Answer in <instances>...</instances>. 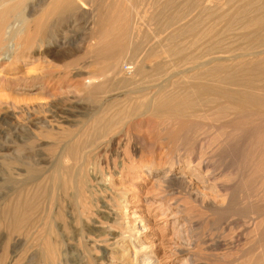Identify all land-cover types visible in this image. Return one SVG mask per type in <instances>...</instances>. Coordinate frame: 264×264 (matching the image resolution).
<instances>
[{"label": "rangeland", "instance_id": "1", "mask_svg": "<svg viewBox=\"0 0 264 264\" xmlns=\"http://www.w3.org/2000/svg\"><path fill=\"white\" fill-rule=\"evenodd\" d=\"M143 1L116 0L115 2L114 0L112 3L117 5L116 7L122 5L121 8L125 4L124 7L127 10L124 7L117 8V12L122 15H125L123 14L125 12V16L132 13L130 17L135 16L132 18H136L137 29L142 28L143 32L145 31L143 35L146 36L144 37L158 38L162 36L159 24L154 26L149 19L146 21L153 13L151 7L154 1ZM49 2L51 0H25L20 13L11 18V29L8 32L17 34L22 31L26 22L39 16ZM98 5V1L91 3L90 10H92L87 11L89 15H84L87 12L78 6L79 8L73 13L61 14L52 18L50 20L52 26L48 34L50 37L47 36L40 50L43 59L41 58L42 61L39 63L29 60L28 67L21 63L17 66L8 63L0 65L1 69L8 68L9 72V74L5 73V77H0V262L2 264H47L43 256L45 247L39 236V230L42 227V213L45 212L43 209L46 207L41 208L44 201L42 200L43 203H41V200L39 201L41 198L37 197V202L40 203L36 205H42L37 206L33 213V221L36 219L35 226L38 224L35 229L24 226L25 228L15 232L11 228L10 220L5 216L8 204L4 196L8 195L7 193H10L13 187L9 181L12 178V171H16V167L25 169L28 172L23 177L27 175V181L30 183L38 182V172L32 173L31 170L49 167L47 162L48 159L52 161V150L54 149L50 146L53 140L48 139L49 136L60 138L62 133L69 134L78 131L85 133L88 127H90L88 131H91L96 118L101 120L107 118L108 121L111 119L115 123L129 121L123 117L127 105L125 104L127 102L122 100L124 97L115 102L105 103L103 101V104H98L89 97L88 93H85L89 86L87 81L92 78L94 84L105 83L106 91L124 95L123 87L118 82H114L113 85L104 80H94L93 77L101 75V65L94 63L89 55H84L89 44H95L90 39L93 33L92 23L96 22V6ZM127 5L133 8L131 10L128 7L132 12L128 10ZM143 16L144 18L140 19ZM138 17H140V25ZM11 40V38L8 40V45H10L1 51L8 53L6 57L13 50L12 44L15 45V42ZM70 52L73 57L62 59ZM130 57L127 55L121 61V73L122 71L133 72L135 61ZM33 63L37 64L34 66ZM37 69L42 72L40 79L34 72ZM101 77L115 76L107 73ZM33 82L43 83L42 85L48 88L47 92L39 93V91L28 89L31 88ZM119 101L121 108L117 103ZM94 116H96L95 120ZM134 123L138 130L121 143L119 157H113L111 154L105 155L108 158L104 157L108 161V166L104 164L99 169L104 175L110 172L112 175L109 177L110 182L101 185L95 179L100 174L94 167L96 160L91 162L92 166L88 168L87 179L89 181L90 178L93 182L89 181L92 198L90 193L86 195L88 211L84 222L82 221L83 224L74 226L67 216L63 223L56 220V227L61 223L71 231L65 230L66 234L63 232L56 237L58 230H55L53 235V239L61 248L59 262L87 264V259L91 257L96 259L97 264H144L145 256L137 254L138 259L134 251L128 263L121 260L120 254H117L118 250L115 251L116 253L113 252L116 255L105 251V249L110 250L108 247L112 243L108 242L105 231L101 234L87 231L94 224L107 229L110 225L109 215L112 217L117 215L122 222V215L119 216L122 212L130 215L129 218H133V212H135L138 215H134V218L140 216L143 219L144 229L141 240L145 247L151 248V252L157 253L158 264H246L251 263L253 258L261 254L264 217L259 219L256 215V220L253 213L257 210L259 211L257 214L264 212V191L260 190L259 185L257 186L258 176L261 177L263 173L259 165H264V134L262 136L257 134L255 140H252L251 136L248 138L242 135L244 139L240 136L239 140L233 143L225 138L214 142L213 136L204 130L205 121H194V123L192 121L189 125L190 129L186 127L187 130L185 128V131L174 139L171 133L176 127L170 126L169 132L168 130L161 132L163 127H160V124L158 125L153 119L137 120ZM255 125L243 126L241 130L254 131ZM19 148L25 151L22 156L16 153ZM132 149H136L134 155ZM150 152L154 154L153 159ZM120 156L125 159L128 157L127 159H131L132 163L123 168ZM21 161L25 162L22 164ZM203 163L209 168L204 169ZM148 167L154 168V172L149 173ZM168 173L171 176L169 177L170 182L165 183L163 179ZM9 176H11L10 179ZM251 179L254 180L252 184L249 183ZM64 205L67 206L66 203H63ZM123 206H127L126 211L123 210ZM54 209L51 212L55 220L57 212L56 208ZM251 217H254L253 220ZM114 230L121 231L119 227H115ZM152 246L156 249L154 250Z\"/></svg>", "mask_w": 264, "mask_h": 264}, {"label": "bare ground", "instance_id": "2", "mask_svg": "<svg viewBox=\"0 0 264 264\" xmlns=\"http://www.w3.org/2000/svg\"><path fill=\"white\" fill-rule=\"evenodd\" d=\"M96 1L99 5L96 6V22L92 23L94 26L92 25L93 33L90 39L95 44L86 46L84 55H89L94 63L101 65L100 77H93V79L104 80V82L113 83V85L114 82H118L123 87L124 95H116L113 91H106L104 89L105 83L94 84L92 78L87 81L89 86L85 93H88L89 97L98 104H103V101L105 103L115 102V100L124 97L122 100L127 102L125 103L127 105L124 109L125 112L123 111L125 113L123 117L129 121L125 122L126 120H124V122L115 123L111 119L108 121L107 118L101 120L96 118L98 113L94 116V120L95 118L96 120L94 123L92 122L91 131H88L90 128L88 127V132L85 130V133L80 131L71 132L72 134L62 133L60 138L49 136L48 139L53 140L50 146L54 148L52 161L48 159L47 162L49 167L40 170L36 167L38 171L31 170L32 173L38 172L39 181L28 182L27 175L23 177L28 171L16 167V171H12L11 179L9 176V181L13 187L10 189V193L4 196V200L8 204L5 216L10 220L12 227L9 226L15 232L24 226L35 229L38 224L35 226L34 221L36 219L33 221V213L37 206L42 205H36V203H43L44 201L41 208L46 207L43 209L45 212L42 213V227L39 230V236L45 247L43 256L47 264L63 263L59 262L61 260L59 254L61 248L53 239V235L55 230H58L56 237H59L65 230L70 231V229H66V225L61 224L65 222L64 218L67 216L74 226L77 224L79 226L80 223L83 224L82 221L87 215L86 195L92 189H89L91 179L89 178L88 181L87 171L89 166H92L91 162L96 160L94 167L98 169V172L101 165L108 166V158L105 155L111 154L113 157H119L121 143L138 130L135 121L153 119L158 125L160 124V127H163L161 132H166L168 128L170 130V126L176 127L175 130L172 129V133L170 132L174 139H177L186 127L189 128L192 121L193 123L194 121H205L204 130L213 136L214 142L225 138L233 143L239 140L238 138L242 135L248 138L251 136L250 138L253 140L258 136L257 134L261 136L264 134V0H153L151 7L153 13L150 14L149 18L146 17V21L149 19L154 26L159 24L162 36H158V38H154V36L153 38L144 37L146 36L143 35L145 31L143 32L142 28L137 29L136 18H132L135 16L130 17L132 13L129 14L128 12L129 15L127 16H125V12H123L125 15L117 12V8H121L122 5L116 7L117 5L112 3L114 0ZM96 1L51 0L48 6L45 5L44 10H41L39 16L37 15L34 19L27 21L25 28L15 34L8 32L11 29L10 20L15 14L20 13L25 0H0V65L8 63L17 66L21 63L28 67L27 62L29 60L39 63L43 59L40 50L49 34L50 26H52L50 20L61 14L73 13L79 7L84 12H90L92 10H90L91 3H96ZM126 7L128 8L129 5ZM88 12L84 15H89ZM143 18L144 16L140 19ZM10 38L15 42V45L12 44L13 50L6 57L8 53L1 51L6 49ZM127 55L134 59L135 67L133 72L122 71V73L124 72L122 74L120 64ZM71 56L72 53L70 52L62 59ZM38 70H34V72L40 79L42 72ZM5 73L9 74L8 68H0V77H5ZM107 73H111L115 77H101ZM27 75L29 74L27 73ZM42 84L33 82L31 88L28 89L39 91V93L47 92L48 88ZM100 96L101 98H99ZM117 103L119 104L120 101ZM119 107L121 108L120 104ZM253 124H256L254 131L241 130L243 126L249 127ZM132 151L134 155L136 149H132ZM24 152L21 148L16 151L19 156L25 154ZM150 155L153 159L154 154L151 153ZM127 158L123 157L121 160L123 168L132 163V161L130 162L131 159L128 160ZM203 165L204 169L209 168L207 164L203 163ZM259 166L263 173L261 177L258 176L257 186L259 185L260 190L264 191V165ZM31 167L34 166L31 165ZM153 170L154 168L148 167L149 173L154 172ZM4 171L6 174V170ZM99 174V176L96 174L95 179L101 185L110 182L109 177L112 176L110 172L108 175H104L99 171ZM169 177H171L170 173L165 175L163 179L165 183L170 182ZM253 181L251 179L249 183L252 184ZM259 187L257 188L259 189ZM91 195L92 193H90L92 198ZM166 195H168L167 192ZM37 197L41 198L39 199L40 202H37ZM163 197L164 199L161 198L165 200V196ZM63 203H66L67 206H63ZM126 207L123 206V210L126 211ZM54 208L57 212L55 220L51 212ZM257 212L259 211L257 210ZM257 212L253 213L256 220L257 216L259 219L264 217V212L258 214ZM133 213L138 215V213ZM121 215L122 222L117 215L113 217L109 215L110 225L107 229L94 224L87 231L94 234H101L105 231L104 234L108 238V242H112L109 247L107 246L110 250L105 249V251L113 254L118 250L117 254H120L123 262H130L131 259L129 258L134 251L136 255L145 256V259L142 258L144 264H158L156 261L157 253L151 252V248L145 247L141 240L144 229L143 219L140 216L134 218L133 214V218H129L130 215L126 212L119 214V216ZM251 218L253 220L254 217ZM56 220L61 221L57 227L55 225ZM115 227H119L121 231L116 232ZM261 239L262 245H260L263 251L258 256H254L255 258L252 259L251 263L246 264H264V230ZM153 248L156 249V247ZM0 264L2 263L0 262ZM87 264H97V261L90 257L87 259Z\"/></svg>", "mask_w": 264, "mask_h": 264}]
</instances>
